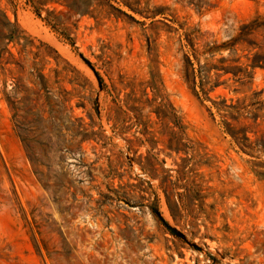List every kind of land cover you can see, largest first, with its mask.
Masks as SVG:
<instances>
[{
	"label": "rangeland",
	"instance_id": "rangeland-1",
	"mask_svg": "<svg viewBox=\"0 0 264 264\" xmlns=\"http://www.w3.org/2000/svg\"><path fill=\"white\" fill-rule=\"evenodd\" d=\"M121 1L130 18L71 17L70 43L28 0H0L4 58L39 61L35 47H21L31 39L60 56L45 67L43 108L34 107L38 82L14 64L0 69V264H264V169L255 166L264 155L240 152L181 73L185 33L200 48L221 45L264 17V0ZM10 31L18 43L5 39ZM83 77L92 89L82 90ZM61 89L72 93L69 103ZM243 91L220 86L209 97L258 92L264 109V70ZM78 96L90 99L84 109ZM155 108L185 128V153L167 148L172 124L161 125ZM83 129L90 137L79 142ZM182 168L192 195L202 189L205 199L183 200L195 212L173 220L158 178L174 180ZM185 180L178 192L191 187Z\"/></svg>",
	"mask_w": 264,
	"mask_h": 264
},
{
	"label": "trees",
	"instance_id": "trees-1",
	"mask_svg": "<svg viewBox=\"0 0 264 264\" xmlns=\"http://www.w3.org/2000/svg\"><path fill=\"white\" fill-rule=\"evenodd\" d=\"M28 2L37 17L44 13L45 15L41 20L70 43H72L69 36L71 29L67 26V23L71 17L92 18L96 24H101L112 18L117 20L119 16L130 18L122 11L120 5L122 4L128 8L130 6L127 2L121 0H28ZM3 18L10 25L4 13ZM5 39L14 40L18 43L20 38L10 31ZM184 41L185 44L181 45L183 52L181 73L192 94L201 102L207 101L210 104L207 107L210 118L214 122H216L215 118H218V125L230 137L240 152L249 157H254L256 154L264 155V109L262 101L259 100L260 94L253 92L248 97L236 100L227 99L223 96H217L215 99L209 97V94L220 86H224V88L234 93L244 92L243 90L251 84L254 71L256 69L264 70V17L256 16L249 22L242 24L233 38L218 46L205 43L200 48L197 37L193 33H185ZM26 46L37 49L36 56L39 61H33L30 66H25L26 62L22 60L14 61L13 55L7 51V58H4L0 53V69L4 70L6 65L14 64L19 68L21 75L25 74L28 79L38 82L40 86L36 93L38 98L35 100L34 107L43 108V104H39V92L43 91L47 94L48 90V79L44 74L45 67L50 64L49 59L57 63L60 56L56 50L42 42H39L38 46H34L33 39L28 45L21 44L22 49ZM222 52H227V56L219 59L214 58L217 53L221 55ZM239 52L241 55H239ZM205 55H207V58H204ZM202 59L203 64L200 63ZM73 71L78 73L74 69ZM49 73H55V70H50ZM95 74L102 85L101 78L97 73ZM227 75H230L228 79L220 81L222 77ZM20 80L21 78L17 79L18 82ZM83 80L85 84L82 90H85L86 86L92 89L90 82L84 77ZM248 90L250 91L251 87ZM60 93L64 98L63 103H69L73 98L72 93L67 92L65 89H61ZM78 98L79 102L75 104V107L84 109L85 101H90V99L85 96H78ZM69 110L71 113L73 112L72 107ZM153 113H155L161 125L168 127V124L171 123L172 128L177 129V131H173L172 128H167L170 131L167 148L175 154L185 153L187 151L186 146L182 143L183 138L180 135V131L182 132L185 128L176 122L174 115L165 116L159 111V108H155ZM77 133L80 137L79 142L90 137V134L85 132L84 129L78 130ZM255 166L264 169V163ZM186 178H188L187 173L183 168L177 171L174 180L167 173L158 178V190L173 220H179L182 216H185L184 214L189 216L195 212L190 206L184 205L183 200L195 199L202 204L205 199V196L201 194L202 189H198L195 191V195H192L194 192L193 184L188 182ZM184 180L191 187L184 185L181 187L183 192H178L179 183ZM158 205L159 197L155 193L154 201L150 206L152 213L155 215L159 213ZM160 220L165 223L162 219Z\"/></svg>",
	"mask_w": 264,
	"mask_h": 264
},
{
	"label": "water",
	"instance_id": "water-1",
	"mask_svg": "<svg viewBox=\"0 0 264 264\" xmlns=\"http://www.w3.org/2000/svg\"><path fill=\"white\" fill-rule=\"evenodd\" d=\"M168 229H169L170 231H172L173 233H176L172 228L168 227Z\"/></svg>",
	"mask_w": 264,
	"mask_h": 264
}]
</instances>
